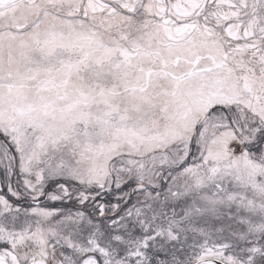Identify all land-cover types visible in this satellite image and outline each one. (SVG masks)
Masks as SVG:
<instances>
[{
    "label": "snow or ice",
    "instance_id": "6c2138e0",
    "mask_svg": "<svg viewBox=\"0 0 264 264\" xmlns=\"http://www.w3.org/2000/svg\"><path fill=\"white\" fill-rule=\"evenodd\" d=\"M0 264H264V0H0Z\"/></svg>",
    "mask_w": 264,
    "mask_h": 264
}]
</instances>
